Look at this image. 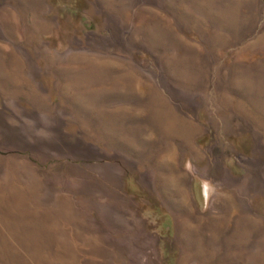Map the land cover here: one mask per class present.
I'll list each match as a JSON object with an SVG mask.
<instances>
[{
  "label": "rangeland",
  "instance_id": "1",
  "mask_svg": "<svg viewBox=\"0 0 264 264\" xmlns=\"http://www.w3.org/2000/svg\"><path fill=\"white\" fill-rule=\"evenodd\" d=\"M0 264H264V0H0Z\"/></svg>",
  "mask_w": 264,
  "mask_h": 264
}]
</instances>
